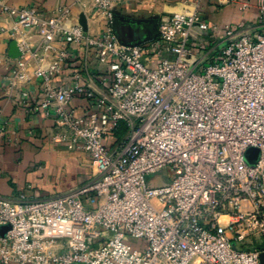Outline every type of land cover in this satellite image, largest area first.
<instances>
[{
	"label": "built area",
	"instance_id": "obj_1",
	"mask_svg": "<svg viewBox=\"0 0 264 264\" xmlns=\"http://www.w3.org/2000/svg\"><path fill=\"white\" fill-rule=\"evenodd\" d=\"M91 1L110 23L100 36L65 26L69 8L47 17L0 1V14L16 18L13 40L41 37L34 58L61 43L57 61L34 71L38 110L55 122L52 141L88 154L92 168L86 184L66 193L0 195V228L10 226L0 264H262L264 0L256 17L222 28L220 41L197 11L162 21L157 37L138 46L114 34L115 0ZM71 48L84 68L56 82ZM8 80L12 92L30 75L12 68ZM20 98L29 106L31 92ZM77 98L89 102L82 115ZM249 148L260 150L254 165ZM163 172L169 180L153 183Z\"/></svg>",
	"mask_w": 264,
	"mask_h": 264
},
{
	"label": "crops",
	"instance_id": "obj_2",
	"mask_svg": "<svg viewBox=\"0 0 264 264\" xmlns=\"http://www.w3.org/2000/svg\"><path fill=\"white\" fill-rule=\"evenodd\" d=\"M0 1L13 9L35 7L47 17L55 16L62 8H69L71 15L63 24L67 27L80 25L92 36H100L110 25L106 16L94 9L91 0ZM244 2L250 3L247 12L241 10ZM259 4L260 0H234L228 5H219L217 0H115L113 12L124 22L145 26L143 31L156 38L162 21L174 15H191L198 11L204 21L218 28L216 35L220 38L226 25L256 17ZM15 27V16L0 14V29L4 28V31L0 30V120L5 122V133L0 135V195L12 197L25 193L29 197L44 198L66 193L89 181L92 175L90 158L84 152H71L64 145L52 141L55 122L38 110L43 89L40 80L33 76L38 66L47 68L57 61L56 49L61 43L55 42L53 49L47 53L40 52V59L34 58L33 54L39 51L41 37L35 31L24 32L19 35L17 43L10 35ZM13 43L17 44L18 58L12 56ZM12 68H23L30 75V80L11 92L8 76ZM83 68L82 52L71 48L70 60L55 81L69 82L73 74ZM92 68L99 73L108 71L107 65L93 63ZM23 89L31 92L29 106L20 98V90ZM73 105L82 115L89 102L77 98ZM122 133L107 135L105 143L113 146Z\"/></svg>",
	"mask_w": 264,
	"mask_h": 264
},
{
	"label": "water",
	"instance_id": "obj_3",
	"mask_svg": "<svg viewBox=\"0 0 264 264\" xmlns=\"http://www.w3.org/2000/svg\"><path fill=\"white\" fill-rule=\"evenodd\" d=\"M84 25V24H83ZM145 26L134 25L124 22L123 20L114 16L113 31L118 40L127 46H138L143 42L155 39L153 35L146 34ZM13 58L20 56L16 43L11 46ZM10 230V226H3L0 228V237H4ZM261 262L264 264V254L261 256Z\"/></svg>",
	"mask_w": 264,
	"mask_h": 264
},
{
	"label": "rangeland",
	"instance_id": "obj_4",
	"mask_svg": "<svg viewBox=\"0 0 264 264\" xmlns=\"http://www.w3.org/2000/svg\"><path fill=\"white\" fill-rule=\"evenodd\" d=\"M217 41H220V38H218ZM259 157H260V150L257 148H249L245 153V160L250 165H254L259 160ZM168 180H169L168 176L166 175L165 172H163L158 175L157 179H155L153 183H159L162 181L166 182Z\"/></svg>",
	"mask_w": 264,
	"mask_h": 264
}]
</instances>
